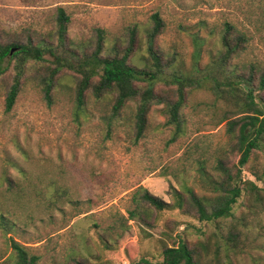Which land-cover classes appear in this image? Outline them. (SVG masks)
Returning a JSON list of instances; mask_svg holds the SVG:
<instances>
[{
  "label": "rangeland",
  "instance_id": "rangeland-1",
  "mask_svg": "<svg viewBox=\"0 0 264 264\" xmlns=\"http://www.w3.org/2000/svg\"><path fill=\"white\" fill-rule=\"evenodd\" d=\"M58 7L70 18L67 38L74 45L95 41L93 30L101 29L107 49L122 48L128 29L136 28L134 54L140 58L151 16L158 14L163 29L155 46L175 57L170 71L190 68L194 32L207 39L199 61L206 65L219 30L230 23L250 38L238 64L264 67V0H0V32L21 37L28 30L50 40ZM44 73L38 67L25 75L10 111L5 97L11 68L0 77V212L14 224L7 232L0 228V256H10V237L39 256L38 264H67L73 256L87 264L156 263L164 247L184 239L200 252V264H229L218 249L231 222L239 232L231 263L264 264V148L241 169L242 180L258 188L252 208L245 209L246 197H240L236 218L218 224L199 221L186 208L187 189L211 202L214 182L222 177L219 159L233 174L238 168L240 156L222 122L229 106L205 90L188 92L182 132L172 141L174 128L166 125L163 106L153 105L144 135L134 143L135 103L112 118L113 98L98 100L89 91L78 108V77L69 71L56 80L48 103L37 77ZM7 179L22 191L10 193ZM139 187L170 204L162 212L151 210L146 224L128 214ZM179 197L184 207L177 206Z\"/></svg>",
  "mask_w": 264,
  "mask_h": 264
},
{
  "label": "trees",
  "instance_id": "trees-1",
  "mask_svg": "<svg viewBox=\"0 0 264 264\" xmlns=\"http://www.w3.org/2000/svg\"><path fill=\"white\" fill-rule=\"evenodd\" d=\"M69 21L70 18L65 11L60 7L56 8L53 17L54 28L48 35L50 40L34 37L28 30L21 37L0 32V77L8 68L13 72L6 92L5 110L10 111L13 107L25 75L30 70L34 72L38 67L45 70L43 75L38 74L37 77L44 99L48 103H51L56 80L69 71L78 77L75 84L78 108L83 105L85 95L89 91L98 100L107 95L113 98L112 118L118 117L128 102L135 103L133 139L136 143L144 135L150 108L153 105H162L163 113L167 117L166 125L174 128L171 138L174 141L182 132L181 126L184 123L182 111L186 94L193 90H205L215 100L229 106L222 122H225L226 133L233 143L234 152L240 157L234 174L223 160L217 161L216 169L220 171L222 177L220 182H214L215 194L211 202L204 197H197L191 189H187L189 201L186 202V208L191 212L193 210L199 221L216 224L236 218L233 208L240 197H246L245 209L252 208L258 188L252 182L242 180L241 169L248 163L255 150L264 148V67L242 61L238 64V59H242L249 46L248 35L232 24L225 23L218 32L216 50L212 53L214 55L201 67L199 61L207 39L194 32L190 36L193 46L190 68L183 70L179 66L170 71L175 65V57L168 58L155 46V41L163 29L158 14L151 16L152 26L145 34L146 54L141 58L134 54L137 45L136 28L128 29L124 47L114 45L107 49L104 32L101 29L93 30L95 41L87 40L88 42L74 45L67 38ZM208 35L212 36L214 32ZM89 46H92L90 50ZM11 49H14V52L10 55ZM158 84H163L171 90L158 92L156 91ZM7 183L10 193H13V189L16 194L22 191L14 181L7 179ZM133 204L134 209L128 211L129 218L142 224L149 222L151 210L162 212L170 207V204L141 187L134 193ZM177 206L184 207L183 198H178ZM228 223L230 226L226 232L220 234L223 238L218 251H222L224 260L232 264L231 255L238 251L236 243L239 241V232L235 230L234 224ZM0 228L5 232L14 228V224L1 212ZM9 249L10 256H0V264L39 262V256L31 254L28 247L10 237ZM199 253L195 246H191L184 239H179L177 246L163 248L161 262L152 263L142 259L130 264H200ZM67 264L87 263L73 256Z\"/></svg>",
  "mask_w": 264,
  "mask_h": 264
},
{
  "label": "water",
  "instance_id": "water-1",
  "mask_svg": "<svg viewBox=\"0 0 264 264\" xmlns=\"http://www.w3.org/2000/svg\"><path fill=\"white\" fill-rule=\"evenodd\" d=\"M13 52H14V49H11V50H10V55H11Z\"/></svg>",
  "mask_w": 264,
  "mask_h": 264
}]
</instances>
